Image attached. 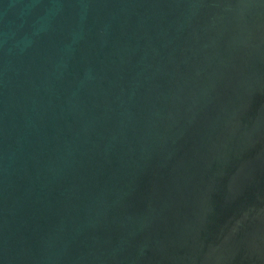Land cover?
<instances>
[{
    "label": "water",
    "instance_id": "95a60500",
    "mask_svg": "<svg viewBox=\"0 0 264 264\" xmlns=\"http://www.w3.org/2000/svg\"><path fill=\"white\" fill-rule=\"evenodd\" d=\"M0 264H264V0H0Z\"/></svg>",
    "mask_w": 264,
    "mask_h": 264
}]
</instances>
